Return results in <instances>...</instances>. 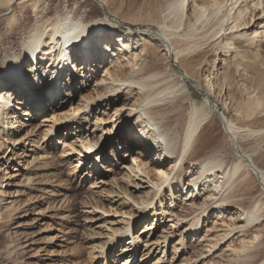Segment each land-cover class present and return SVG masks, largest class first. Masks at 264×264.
I'll return each instance as SVG.
<instances>
[{
  "label": "bare ground",
  "instance_id": "obj_1",
  "mask_svg": "<svg viewBox=\"0 0 264 264\" xmlns=\"http://www.w3.org/2000/svg\"><path fill=\"white\" fill-rule=\"evenodd\" d=\"M69 1L62 0L63 11L56 9L50 13L41 7L44 0H0V23L7 28L5 36L0 38V150L6 143L13 147L25 145L26 141V145L31 143L22 136V129L31 125L27 122L55 111L53 116L47 115L51 124L45 127L41 143L51 141V150L54 142L55 147L63 146L66 151L63 158L72 160L71 177L77 176L83 183L94 181L95 187L102 184L99 175L103 173L100 171L103 155L98 154L97 148L103 141L120 145L119 151H112L102 159L105 162L114 158L116 167L122 166V160L132 154L133 148L141 147L137 156H132L130 166L119 167L123 177L113 182L117 190L111 195L117 193L116 197L124 198L110 199L109 211L101 212L119 214L126 220L90 250L97 262L105 255L109 257L112 251H118V257L135 253L145 242L130 234L135 219L155 221L159 216L158 221H165L167 216H164L170 212L174 217L170 227L177 228L180 223L182 227L178 231L181 242L176 254L182 248V253L189 256L181 264H203L207 262H203L205 259L210 260L209 264H264V225L261 224L264 222V72L257 70L254 75L255 70L251 71L253 66L256 69L264 66V57L255 50L251 62L245 60L250 55L247 57L242 51L244 47L264 46V0H128L133 5L131 9H149V22L156 31L136 33L128 26L129 33L121 34L114 32L116 27L106 19L104 0H95L99 3V13L94 21L88 19L90 12L82 14L80 5L77 6L79 1L83 6L93 0H72L73 4H68ZM105 1L122 9L126 0ZM28 14L33 17L32 23ZM17 31L20 41L13 43ZM206 47L223 52L222 59L214 65H224L222 62L229 53L236 61L224 67L219 72L221 79L215 80L227 90L219 91V96L214 97V84L206 79L207 84L204 81L205 86L199 87L203 97L196 101L187 82L194 81L192 71L204 58ZM77 48L85 57L82 64L90 61L93 66L109 67V78L102 75L91 85L94 72L90 67L85 65L77 70L71 61ZM64 52L69 56H64ZM156 53L160 56L156 62H162L163 69L150 63ZM172 57L185 69L182 76L170 64ZM62 58L67 60L64 64ZM242 63H247L244 72ZM27 64L30 70L25 75L19 66ZM58 68L67 74L61 87ZM69 69L75 72V77ZM32 73H36L35 85L29 82ZM78 73L85 85L80 82L75 87ZM237 75L243 81L240 87L234 82ZM61 88L68 98L57 104L55 96L60 95ZM89 89L94 96L83 95ZM73 98L78 101L74 108ZM66 103L69 110L61 111ZM111 107H116L113 125L109 114L104 113ZM100 108L105 109L102 114ZM93 114L99 118L95 119ZM216 122L221 126L222 139L206 149L212 143L209 130ZM61 130L66 136L67 130L72 131L78 149L73 147V142H65L68 138L62 141ZM96 133H101L98 140ZM38 146L31 152L42 153ZM120 152H124L122 159L118 158ZM176 188L181 192L178 197L174 196ZM4 195L9 194L0 188V201L7 200L3 204L12 205L13 197L3 198ZM166 199L168 206L164 207ZM246 199L253 202L245 204ZM210 208L219 225L208 227L194 239ZM172 209L179 211L174 213ZM95 210L89 208L86 213L97 216L93 215ZM12 212L8 206L0 207V218L2 213L9 217ZM152 227H146L149 233ZM172 233L163 238L162 249L159 242L151 240L144 247L155 243L164 255L166 239ZM235 235L239 237L236 245L230 241ZM228 241L223 250L222 245ZM193 244L198 247L189 252ZM22 245L16 244L12 253L21 250ZM150 252L149 248L147 254ZM131 258L128 256L126 262Z\"/></svg>",
  "mask_w": 264,
  "mask_h": 264
},
{
  "label": "rangeland",
  "instance_id": "obj_2",
  "mask_svg": "<svg viewBox=\"0 0 264 264\" xmlns=\"http://www.w3.org/2000/svg\"><path fill=\"white\" fill-rule=\"evenodd\" d=\"M44 1L45 2L41 7L43 9H48L50 13H54V10L56 9L63 11L62 0ZM103 3V6L107 13L106 19L116 27L114 28V32H116L117 34H121V32L129 33L128 26H131L132 30L136 33L148 29L151 31H156V28L153 27L149 22V9H141L138 7L137 9H131L133 5L129 4L128 0L123 2L122 9L119 8L118 4H113L112 2L106 3V1L104 0ZM68 4H73V1L70 0ZM79 5L81 13L86 14L90 12L87 15L88 19L94 21L93 19H95V17L99 13V3L97 2L96 4L95 0H93L91 4H85L82 6L79 1V4H77V6ZM28 20L32 23L33 17L31 14H28ZM6 30L7 28L3 25V23H0V38H3L5 36L4 33L6 32ZM131 35L136 34L131 32ZM18 41H20V34L17 31L13 39V43H17ZM140 43H142V41H140ZM79 44L80 42L78 41L77 45ZM263 47H261L260 49H254L249 47L242 48V51L244 52L245 56L248 57L250 55L249 58H246L245 60H250L252 62V60L254 59L253 54L256 51L264 57ZM113 50L114 48L112 49V51ZM203 50H205L206 52L204 58H202L200 62L195 64V69L192 71L194 73V81L187 82V85L190 89V93L192 94L193 99H195L196 101H200L203 97L202 92L200 90L202 89V87L205 86V84H207V82L205 81L206 79H210V81H212V83L214 84L212 93L214 97L217 98L219 96V91L224 93V91L227 90L226 86H222V83L220 81H217L216 83L215 80L216 78L221 79V75L219 74V72L223 71L224 67H227V65L229 67L230 64L232 65L236 61L233 54L229 53L230 56L222 62V64L224 65L217 66L213 63H216L219 59H222L221 53L223 52H221V50L219 49L216 50V47H206ZM104 52L107 51H101V53ZM74 53H76V55L71 57V61L74 62L76 68L78 67L77 70H81L85 65H87L88 67H90L91 71L94 72L89 73V75H92L93 73L91 85H95L101 79L102 75H104L106 78H109L107 72L109 70V67L105 66L103 68V65L93 66V62L90 61H86L89 65L85 62L82 64L83 60H85V57H83V54H80V49H75ZM64 56L68 57L69 53L64 52ZM158 57L160 56H158V54L156 53L154 57L150 59V63L156 64L157 67H161L163 69V63L156 62V59H159ZM169 61L170 64L174 67V71L176 73H178L179 75L184 74L185 69L181 65L177 64L174 57H172ZM246 64L247 63H242V71L243 69H245ZM29 65L30 64H27L26 67H23L22 65L19 66L22 74H29ZM246 70L248 69L246 68ZM257 70H260V72H262L263 70L264 72V66H261V68L258 67L257 69L256 66H253V70L251 71H254L255 75V72H257ZM69 71H71V76L74 73L75 77V72L72 69H69ZM84 71L86 72V70ZM96 71L97 75L95 74ZM242 71L240 72V74H242ZM35 74L36 73H32L33 78H30L29 80V82L33 83L34 85L35 83L33 81L35 78ZM60 75L61 79L59 80V86L61 87L64 86L63 80L65 79L67 74L64 70H62L60 72ZM77 75L78 76L77 78H75V82L73 85H75L76 87L80 82L85 85L84 80L80 76V74L78 73ZM234 82L235 84L238 83L237 87H240V85L243 84V81L238 77V75L235 78ZM91 89L93 88L91 87ZM72 91L73 90L71 88L70 92ZM59 92L60 95L55 96V99H57V104L61 102V99L68 98L66 97V94H64V92L62 91V88L59 89ZM92 93L93 92L89 89L84 92L83 95L94 96V94ZM77 104L78 101H75V98H73L71 107L73 106L74 108ZM67 105L68 103H66L64 108L60 110L67 112L70 107ZM114 108L116 107L108 108L107 112H104V108H100L99 110L101 114L103 112L105 114H109V120L112 125L114 124V122H112V117L115 115V113L113 114V112H115ZM54 112H49V115L48 113H45L42 117H34L33 121L27 122V124L29 123L31 125L26 126L22 129L24 130L22 136H26L29 138V140H31V143L28 144L29 146L26 145L28 141H26L25 145L23 144L21 146L19 145L14 147L13 145H9L8 143H6L4 145L5 147L3 148V150H0V188L2 192H5L6 195L9 194L7 195L8 197H13V199L11 198V201L14 200L12 205L3 204L6 203L7 200L5 202L0 201L1 208L8 206V209H13V212L9 214V217L8 215L2 213V218H0V264L185 263L189 256L182 253V248H180L178 250L179 253L176 254V250L180 246L181 242L178 235V231L182 230V227L179 226L181 223L178 224L177 228H171L170 225L172 224L170 223L174 221V217L172 216L173 214H171L170 212L166 213V215L164 216H167L165 221H158L159 216L155 217V221H153V218H147L145 220H140L139 218L135 219V222L131 227L130 232V234L140 237L143 242H147L149 240L155 243L159 242V246L161 249L164 243L163 238L170 234V232H173V235L168 236V238L166 239L164 255L160 254V251H158L157 245H155V243L154 246H148L145 248V242L141 245V248L138 249L135 253L129 252L128 254H123L118 257V251H112L109 257H106L105 255V258L100 259L99 262H97L95 255L90 254V250L92 248H95L96 246L98 247L100 245L98 244L99 242H104L109 234L115 232L120 228V226L125 224V216H120L119 214L115 216L112 215V213L103 214L101 212L109 211L108 203L110 199H112V201H117L121 198H124L121 195L116 197L117 193L111 195V192L117 190L114 187L113 182L123 177V172H121L122 170L120 168H122L123 166H130L132 162V156L136 157L137 151H139L141 147L137 146L133 148L132 154L126 156V158L122 160V166H119V168L115 166L114 158L107 159L105 160V162L102 161V159L104 158V156L109 155L112 151H119L118 146L120 145L115 146L113 142L107 140L103 141L102 144L97 148L98 154L100 153L101 155H103V158L100 159L101 165L103 166V170L101 169L100 171H103V173L99 175L102 184H99L97 186L94 185L95 187H93L92 183L94 181H89V183H83L84 180L81 181V178L79 179L77 176H74L73 178L71 177L73 174L71 173L73 172L72 160L69 162L66 158H63V153L66 152L65 149H62L63 146L60 147L58 144V146L55 147L54 142L53 149L51 150V141H46L43 144L41 143L44 135V130L47 128V125L49 126L51 124L50 117L48 116H53ZM18 113L20 114L21 111H18ZM118 113H120V111H118ZM93 115L95 116V114ZM229 117H233V114H229ZM43 118H47V122L44 121L46 119ZM96 118H99V116H95V119ZM90 126H92V124H90ZM109 126L111 125L109 124ZM104 129H106V127H104ZM89 130L92 131V127H90ZM209 131V137L212 140V143L210 145L207 144L206 149H209L214 146V142L216 140L222 139L221 126L217 122ZM67 132L68 136L64 134V131H59V133H61L62 141L63 139L68 138L65 142H69L71 144L73 142V147L78 149L79 144L76 142L77 140L76 138H74V134H72L71 130H67ZM211 133L217 134L216 137L214 135V138ZM71 134L72 136H70ZM78 136L80 137V134H78L77 137ZM99 136H101V133H96L95 140H98ZM126 139H128V137ZM32 141L34 143H32ZM39 143H41L42 145ZM36 145L40 146L38 147L43 150L42 153H37V150L34 153L31 152L35 149ZM159 150L160 148L158 149V151ZM123 154L124 152H120L118 158L122 159ZM6 155L8 156L6 157ZM39 156L42 157L40 158ZM258 164L262 166V162H259ZM187 167L188 164L185 163V169ZM178 191L179 189L176 188V190L174 191L175 197L181 195V192L178 193ZM184 191L186 192L185 189ZM7 196L4 195L3 198H6ZM111 196H113L114 198H111ZM245 201V204H250L253 202V199H251L250 201L246 199ZM128 202L130 206H133L130 201ZM166 206H168L167 199L166 201H164V207ZM89 208L97 209L93 213V215L97 214V216L88 215L86 212L87 210L89 211ZM172 210L174 213H178L179 211L174 209ZM212 211L213 208H210L208 210V213L203 218V224H201L199 231L194 233V239H196L202 231L205 232L208 227H212L214 224L219 225L220 221L218 218H216L215 212ZM153 223L155 225L152 227ZM261 224L264 225V222H262ZM147 226L148 228L152 227L150 233L147 230L148 228L146 229ZM99 236L101 237L99 238ZM189 236L190 235H188V237ZM237 236L238 235H235L230 239V241L235 243V245L238 243L239 240V237ZM93 239L96 240L93 241ZM223 243L224 242H221L220 244ZM228 243L229 241L225 244V246L222 245L223 250L227 247ZM16 244H23L21 246V250L23 251L19 250L16 252L14 251L12 253L14 248H16ZM183 244L186 243L183 242ZM197 247L198 246H194L193 244L189 248V252L196 251ZM149 248L151 252L150 254H147ZM39 255L40 257H38ZM128 256H132V258L130 261L126 262ZM159 257L160 259L158 260ZM157 261H159V263ZM204 261H207L205 262L206 264L210 263V260L208 261V259L203 260V262Z\"/></svg>",
  "mask_w": 264,
  "mask_h": 264
}]
</instances>
